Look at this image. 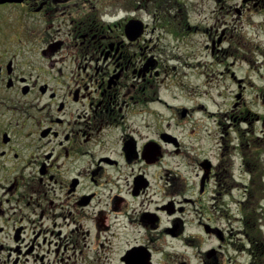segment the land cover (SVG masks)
Masks as SVG:
<instances>
[{
  "label": "flooded vegetation",
  "instance_id": "af4514ba",
  "mask_svg": "<svg viewBox=\"0 0 264 264\" xmlns=\"http://www.w3.org/2000/svg\"><path fill=\"white\" fill-rule=\"evenodd\" d=\"M177 2L0 0V264H223L227 242L253 259L223 226L235 136L220 123L213 153L161 98L176 67L149 37L192 29Z\"/></svg>",
  "mask_w": 264,
  "mask_h": 264
},
{
  "label": "rangeland",
  "instance_id": "374dc122",
  "mask_svg": "<svg viewBox=\"0 0 264 264\" xmlns=\"http://www.w3.org/2000/svg\"><path fill=\"white\" fill-rule=\"evenodd\" d=\"M180 1L172 5L176 22L183 23L187 15L192 29L178 30L175 25L177 34L163 35L160 40L158 34L149 37L152 44L158 45L160 60L176 67L170 70L172 87L165 94L161 91V98L175 97L169 100L170 104L191 112L188 121L179 116L176 122L199 125L205 131L200 134H210L203 143L214 148L213 153H217V148L212 136L218 138L220 123L235 136L239 154L234 157V177L239 189L234 192L235 202L229 199L228 210L233 216L239 214L240 223L236 218H225L223 226L242 233L247 221L258 218L254 209L245 214L247 189L252 180L245 159L260 162L264 171V7L251 9L240 18L236 11L241 9V0H225L223 4L216 0ZM159 110L161 122L170 118L163 115L166 112L163 103L159 104ZM235 130L240 135L239 142ZM247 140L249 145L244 144ZM259 224V232L264 236V215ZM215 244L208 240L207 247ZM223 253V264H254L248 252L235 250L230 242L224 244ZM75 261L86 264L80 256Z\"/></svg>",
  "mask_w": 264,
  "mask_h": 264
},
{
  "label": "trees",
  "instance_id": "16d2710c",
  "mask_svg": "<svg viewBox=\"0 0 264 264\" xmlns=\"http://www.w3.org/2000/svg\"><path fill=\"white\" fill-rule=\"evenodd\" d=\"M244 142V141H243ZM244 144L249 145L250 142L245 141ZM255 145V144H254ZM257 146V145H256ZM247 155V154H246ZM245 165L250 169L249 173L252 175L251 185L247 189L248 191V201L245 206V214L255 212L258 218L249 220L246 222V231L253 242V263L254 264H264V236L259 232V220H261V215H264V186L263 176L264 171L262 170L260 162H252L251 159H245ZM261 167V171L260 168ZM246 168V169H247ZM247 169V171H248ZM252 213V212H251Z\"/></svg>",
  "mask_w": 264,
  "mask_h": 264
}]
</instances>
